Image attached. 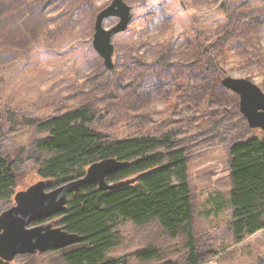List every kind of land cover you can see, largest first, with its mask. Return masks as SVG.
Instances as JSON below:
<instances>
[{"label": "rangeland", "instance_id": "1", "mask_svg": "<svg viewBox=\"0 0 264 264\" xmlns=\"http://www.w3.org/2000/svg\"><path fill=\"white\" fill-rule=\"evenodd\" d=\"M111 1L0 0V156L11 158L18 176L14 193L37 181L35 142L43 137L22 121L88 105L90 126L110 137L173 131L184 147L197 264H264V229L235 244L228 201L230 143L264 132L248 127L238 96L221 85L245 78L264 93V0H123L132 19L111 38L107 69L92 36L95 16ZM117 21L107 18L103 27ZM190 66L193 76L185 75ZM13 205L0 199V214ZM45 222L60 227L56 218ZM117 230L108 255L119 264H187L186 235L172 239L154 221H120ZM152 247L159 260L136 258ZM49 250L9 264H65Z\"/></svg>", "mask_w": 264, "mask_h": 264}, {"label": "trees", "instance_id": "2", "mask_svg": "<svg viewBox=\"0 0 264 264\" xmlns=\"http://www.w3.org/2000/svg\"><path fill=\"white\" fill-rule=\"evenodd\" d=\"M219 7L226 10L224 3ZM235 44L240 47L244 42ZM193 71L190 66L185 75L193 76ZM213 92L225 97L224 89L218 84ZM90 123L88 105L42 122L21 123L43 134L35 142L36 152L40 153L35 162V176L37 180H50L51 188L52 181L65 183L80 177L89 166L106 158L127 163L106 178L107 183L117 184L116 188L100 190L91 183L68 195L66 210L55 217L56 222L67 233L83 239L58 251L64 263L119 264L108 255L118 244L119 222L139 227L154 221L172 239L182 236L185 240L186 235V263L197 264L187 157L173 131L117 138L91 127ZM228 148L229 229L237 244L264 229V133L236 139ZM9 159L0 156V199L7 201L13 200L19 184L18 176L7 167ZM134 254L141 261L160 259L154 247ZM0 264L9 263L0 259Z\"/></svg>", "mask_w": 264, "mask_h": 264}, {"label": "water", "instance_id": "3", "mask_svg": "<svg viewBox=\"0 0 264 264\" xmlns=\"http://www.w3.org/2000/svg\"><path fill=\"white\" fill-rule=\"evenodd\" d=\"M116 17L118 21L105 29L103 22ZM132 19L131 8L123 0H112L95 16L92 46L111 69L113 45L111 38L126 31ZM221 85L238 96V110L248 127L264 131V93L255 83L245 78L226 77ZM126 162L106 158L89 166L80 177L47 190L50 180H38L13 196L14 205L0 214V259L9 262L19 255H33L49 249L61 250L82 241L61 227H52L46 220L66 210L67 196L80 187L94 183L100 190H111L106 178L126 167ZM9 167V166H8ZM35 225L30 226V224ZM38 223V224H37Z\"/></svg>", "mask_w": 264, "mask_h": 264}]
</instances>
